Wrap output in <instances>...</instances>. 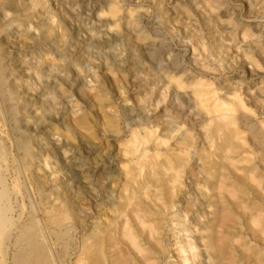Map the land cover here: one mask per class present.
Returning <instances> with one entry per match:
<instances>
[{
    "label": "rangeland",
    "instance_id": "obj_1",
    "mask_svg": "<svg viewBox=\"0 0 264 264\" xmlns=\"http://www.w3.org/2000/svg\"><path fill=\"white\" fill-rule=\"evenodd\" d=\"M0 72V264H22L34 245L47 252L45 264H75L120 203L125 146L148 128L169 135L161 151L188 134L198 140L190 179L165 211L162 264L186 256L213 264L200 234L215 230L229 242L231 264H264V233L249 219L264 213L256 207L264 204V147L247 154L258 191L238 192L234 220L215 226L219 203L201 157L211 149L202 126L210 117L196 105L203 93L204 101L238 95L246 139L253 124L264 134V0H0ZM197 82L209 88L199 92ZM49 94L59 99L55 109ZM81 115L89 130L75 126ZM245 165L239 173L251 171ZM61 203L76 216L55 227L46 209Z\"/></svg>",
    "mask_w": 264,
    "mask_h": 264
},
{
    "label": "bare ground",
    "instance_id": "obj_2",
    "mask_svg": "<svg viewBox=\"0 0 264 264\" xmlns=\"http://www.w3.org/2000/svg\"><path fill=\"white\" fill-rule=\"evenodd\" d=\"M115 9L116 6H113L112 10L115 11ZM46 30L48 31V29ZM44 63L45 62H42L41 65L43 66ZM1 79L2 78L0 72V81ZM195 85H196L195 86L196 90L198 89L199 92L202 93L209 88V87L206 88L208 85L203 86V84L198 82ZM209 93L210 92L200 94L199 96H197L196 99V105L199 108V110H201L202 113H204L206 116L210 117L209 123H207L206 125H203L202 123L201 124L205 130V139L207 143L211 145L209 146L211 149L209 151L208 149L205 148V151H203L202 154L201 153L200 154L202 155L201 157L207 166L206 169L207 178L205 179H207L209 184H211L212 186L211 188L213 190V191L211 190L212 194H210L211 195L210 198L214 199V201H216L217 204L219 203V206L217 210L214 212L213 219L211 220V222H214L215 226L217 225L223 226V225H229L226 223L230 222L231 220H234L233 215L235 213L233 210L235 208L232 209L231 207H233V205H237V206L241 205L238 192L240 193L242 192L245 195L248 194V192L250 191L256 193L255 191L256 188L254 186V183L261 185V182L258 183V179L256 177H253L254 173L252 171L254 169L251 168L250 165L251 158H249L247 154L256 153L257 150L264 147V134L262 133V130H260L259 128L253 127L254 126L253 124V126L251 127L248 126L250 137L248 136L249 138L246 139V136L244 135L246 134L244 133L245 131L244 126L240 122L241 119L240 114L238 116V113L241 112L242 109L244 108V104L239 99L238 95L234 96V98L231 100H222L223 98L220 99L216 97L214 94H212L215 96V98H213L214 97L213 96L212 97L213 99L207 98V100L204 101L203 98L206 97L203 96H207ZM102 96L103 95H101L99 99L100 103L104 102ZM201 96L203 97L202 100L200 99ZM49 98L52 107L54 109L57 108V105L59 104V99L53 94H49ZM105 119L106 122L112 126V128L116 127V118L114 116L113 117L108 116L107 114L105 116ZM243 120L245 121V119ZM74 122H75V126L86 128L87 130H89L88 119L85 115L79 116L78 118L75 119ZM147 130L143 135L142 134L140 135L138 131H134L131 135V139L128 141L129 144L127 143L128 146H125L126 152L124 151L125 152L124 155L130 156V160H129L130 163H126L127 165L125 164L126 165V171L124 176L125 182L123 183L124 185L121 190L120 203L118 207L115 210H112L111 211L112 213L109 214L110 216H112V219L108 221V223L105 221L106 223L104 224L105 225L104 228H101L99 232L89 234L85 238L83 244V250L81 254L78 256V259L75 264H110V263L111 264H162L161 262L162 258L167 254L166 252L168 251L165 250L164 246L162 245V240H165L164 239L165 225H167L164 222L165 211L170 207H173L174 205L177 206V204H175V197L177 194L175 196L174 194L177 192L180 194L183 193L184 190L183 187L186 184L184 183V179L185 177L187 178L189 177L188 174L190 173L191 170L189 166L192 165L193 160L195 161L196 160L195 157L196 155H198L197 154L198 140L193 138L192 136L193 134L190 135L187 133L188 135L184 137L182 136L180 141L175 142V144L173 145H168L165 151H163L162 149L163 151L162 152L160 146L169 143L168 141L169 135L160 137L158 136V134L156 135L157 132L156 129L149 130L148 128ZM195 140H197L196 143ZM149 143H151V145L153 146L150 148L152 150L147 149ZM146 144H148L147 148L145 146ZM203 145H205L204 141H203ZM141 146H145V148L143 147L144 149L142 148L143 149L142 152L140 148ZM211 156L214 157L212 160H210ZM244 163L246 164L245 166L249 165L247 166L248 167L247 170H251V171H246L247 174L246 173L241 174V172L239 173V170H241L239 165ZM244 169H246V167ZM196 176H198V174ZM203 194L209 197L206 194V192H203ZM228 197L232 199V202L231 200L228 199ZM262 202L264 201H261V203ZM52 205L54 206V204ZM61 205L62 203L60 204V206ZM263 205L256 203V207L258 208L259 211L262 212L264 211ZM55 206L54 208L46 209L48 210V218L50 222L53 225H55V227L62 225V223L65 222L67 219H75L76 214L73 213V211L70 209L71 207L69 208L68 205L67 206L63 205L60 208L58 207L55 208ZM246 208L245 210L243 209V211H246ZM248 209L250 210L251 208ZM187 214H189V211H187ZM249 219L251 221L256 222L257 225H259V231L261 232V234L264 233V213L263 215H261L256 211L251 212V214L249 215ZM171 220L177 223L179 221V219L177 218H173ZM204 220L207 221L208 219L207 220L203 219V221ZM199 223L202 222L200 221ZM214 224L210 223V229L212 228H214V230L216 229V227L213 226ZM215 232L217 231L215 230ZM215 232L210 236H206L204 235V232H201L200 237H202L204 246L207 249L209 248V250L211 249L210 251L212 253L214 250L215 256H213V258L215 257V259L213 261L214 262L213 264H231L232 261L230 258V254H228L229 242L227 238H223V236L216 234ZM35 234L31 236H34ZM262 235L264 236V234ZM31 236L30 238L34 239L35 236L34 237ZM30 241H28L30 244L34 242L31 239ZM122 241L123 242L125 241L127 244L123 246L121 249L117 248L119 246V243H121ZM34 243H36V241ZM180 249H184L182 253L188 251L184 248V246L180 247ZM190 250H193L192 252L194 255L193 246L190 247ZM29 251L31 252L32 258L31 256H27L26 258L23 259L22 264H29V262L30 261L32 262L33 260H34L33 264H43L45 260L46 261L48 260L47 252L45 251L43 246L34 245L30 248V250L27 251L28 254ZM245 251L244 253H247ZM177 252L179 253L180 251L177 249ZM248 255L250 256L251 254ZM194 257L195 256H193L192 258L193 260ZM182 259L183 260L177 259L176 261L169 260L168 264H190V260H191L190 256L183 257ZM257 259H259V257H257Z\"/></svg>",
    "mask_w": 264,
    "mask_h": 264
}]
</instances>
